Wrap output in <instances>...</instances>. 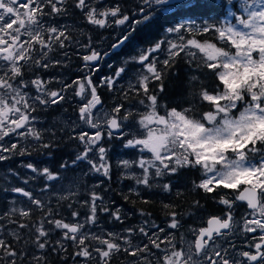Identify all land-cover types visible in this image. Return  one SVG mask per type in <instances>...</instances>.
<instances>
[{
	"label": "snow or ice",
	"instance_id": "1",
	"mask_svg": "<svg viewBox=\"0 0 264 264\" xmlns=\"http://www.w3.org/2000/svg\"><path fill=\"white\" fill-rule=\"evenodd\" d=\"M74 4L89 24L100 28L113 23L128 25L111 45L113 49L130 43L138 29L163 33L150 47L131 57L140 70L127 91L121 90L125 100L129 93L141 97L138 103L143 110L134 112L124 103L104 107L97 89L106 87L112 91L125 74L128 62L112 76L94 83L96 64L107 52L92 48L90 39L82 45L89 50L82 57L89 74L63 83L57 90L49 88L52 80L39 75L26 80L32 68L52 66L48 54L55 48L70 46L73 37L68 30L45 21V17L67 12V0H0V141L16 134L40 142L41 148H52V142H43L42 131L33 126L37 118L32 113L37 104L47 107L65 101L64 93L72 88L73 94L80 97L78 119L88 130L81 128L70 136L79 142L81 150L61 168L86 162L91 172L110 181L113 165L104 143L116 132L123 138L128 135L123 130L136 124L137 132L126 139L124 147L139 149L142 155L118 162L124 170L123 179L134 180L146 191L159 187L164 193L175 191L177 197H182L184 192L172 180L157 183V178H180L183 170H198L199 179L191 180L187 190L202 193L223 209L208 214L203 226L188 227L191 239L180 231L185 227V212L178 211L180 205L172 203L163 205L167 228L150 219L151 212L141 210V224L124 229L123 235H100L91 230L98 223V210L121 223L126 217L119 208H109L97 191L92 190L83 200L85 212L71 211V217L81 219L65 222L63 217L56 218L58 212L50 201L14 187L11 190L26 197L41 216L33 221L31 207L14 208L6 215L18 213L21 219L10 222L29 230V239L38 250L67 252L66 242L74 246L71 258H82L83 264H91L92 260L111 264L112 257L120 253L133 257V264H264V0H139L132 17L119 4L105 9L96 7L92 0H74ZM180 59L190 66L195 64L197 70H206L214 79L207 85L200 76H190L187 87L192 100L188 107L178 110L161 105L160 94ZM30 85L36 89L35 96L27 91ZM205 103L207 110L197 115ZM3 153L31 155L28 147L18 143H0V161L8 160L10 156ZM25 167L48 181L60 178L58 171L48 167L40 169L33 163ZM133 167L140 170L139 174L127 172ZM132 191L140 196L136 189ZM75 195L71 192L60 199ZM143 203L150 201L143 199ZM241 204L245 212L237 219L236 208ZM68 207L72 208V203ZM189 208L200 212L204 204L193 198ZM56 230L61 238L54 246L50 236ZM10 234L15 241L21 240L16 232ZM241 234L251 236L247 244L238 248L234 238ZM137 235L142 239L134 244L133 237ZM18 260L20 264H47L46 254L29 253L0 238V264H17Z\"/></svg>",
	"mask_w": 264,
	"mask_h": 264
},
{
	"label": "trees",
	"instance_id": "2",
	"mask_svg": "<svg viewBox=\"0 0 264 264\" xmlns=\"http://www.w3.org/2000/svg\"><path fill=\"white\" fill-rule=\"evenodd\" d=\"M92 2L100 9L119 4L125 13L132 17L133 13L137 12L136 6L139 0H92ZM66 7L67 12L45 17V21L54 26L66 28L73 37L70 46H66L63 49L55 48L48 54L49 60L53 62L52 66L47 69L32 68L26 73L25 79H34L36 75H39L45 80H52L49 88L57 90L58 82L66 81L68 78L69 80L77 79L89 74L88 70L84 68L85 62L82 59L84 55L89 54V50L86 47H82V45H87L90 39L91 46H96L101 53L110 52V55H106L102 63L96 64L98 71L93 75L94 83H99L106 76H112L119 67L125 66V61L128 62L125 74L118 80L112 91H109L106 87L97 89L104 104L124 103L126 109H131L134 112L143 110V106L138 103L141 97L129 93V98L125 100L121 90L127 91L129 82H135L134 78L140 70L139 64L133 62L131 57L137 56L140 50L150 47L155 40L161 38L163 33L158 32L156 29H138L130 43L126 42L119 49L113 50L111 45L123 33L124 30L122 28L125 27L124 25L113 23L108 27L100 28L87 22L81 10L75 7L74 0H67ZM162 58L163 56L161 55ZM56 60L61 61V63L55 64ZM192 75L200 76L201 80L207 85L213 83L214 78L206 70H197L195 64L190 66L184 59H180L165 81V91L160 94L161 105H167L169 108L176 107L178 110L182 107H188V101L192 100V95L187 87V81ZM27 91L30 96H35L36 89L33 86L30 85ZM64 95L65 101L60 102V104L47 107L37 104L36 111L32 113L37 118L33 122V126L42 131L43 142H52V148H41L39 146L40 142L31 138L25 139L16 134L10 135L14 136L13 141H16L15 143L28 147L31 155L21 156L3 153L4 155H9L10 158L0 161V217H3L0 219V225L4 229L3 232H0V238L13 242L15 247L24 249L29 253H35L36 255L46 254L47 264H83L82 258H77L76 260L71 258L74 246L66 242L67 252H53L50 249L38 250L29 239L31 235L29 230L20 229L17 224L10 222L13 219H21L18 213H14L11 216L6 215V213H11L14 208L27 209L31 207L33 210V221L38 220L41 216V213L34 205H31V202L26 197L11 190L14 187H22L26 191H32L37 198L46 202L50 201V206L58 212L56 218L63 217L65 222L81 219L71 217V211L75 209L81 213L85 212L87 209L82 203L83 200L89 198V193L92 190L97 191L105 197L104 203L109 208L113 211L119 208L122 217H126L121 223L108 213L98 210V223L91 226V230L100 235H103L102 232L105 230L124 234V229L141 224L143 220L140 215L141 210L151 212L152 216L150 219L158 222L166 221L168 217L165 215L163 205L167 203L179 204L178 211L195 212L197 214L195 209L189 208V205L193 198L197 199L200 194L189 192L187 187H190L191 180L199 179L198 170H183L180 178L167 177L165 180L158 182L166 183L172 180L184 192V196L177 197L175 191L172 194L164 193L159 187L146 191L143 186L137 185L134 180L123 179L124 170L118 166V161L114 160L113 157L109 158L113 165L112 179L110 181L98 173L91 172L90 166L86 162H78L77 165L70 166L67 169L61 168L62 163L68 162L70 164L77 152L81 150L79 142L75 139H70V136H74L83 128L82 124L75 125L72 121V118L78 117L79 107V101L74 97L73 89L67 90ZM207 107L206 103L200 105L196 114L199 115V111L207 110ZM161 112L163 114V110ZM53 132L55 136L52 135ZM106 141L110 145L116 146L117 150H115L114 154L119 155V158L134 160L139 159L142 155L139 150L134 148H120L123 145L122 141L116 137ZM28 163H33L40 169L48 167L54 172L58 171L60 178L55 181H48L46 177L33 173L31 169L26 168L25 165ZM127 172L139 174L140 170L133 167L128 169ZM101 180H104V183L101 184ZM96 185H99V187H95ZM45 186L48 187L46 188ZM41 189H45V191L42 192ZM132 189L139 191L140 196L138 197ZM71 192H76L77 195L72 196L70 199H60L62 196H69ZM125 196L128 199H125ZM199 198H202L200 199L201 203L207 207L206 204L209 203V198L203 196H199ZM143 199L149 200L150 203H143ZM69 203H72V208L68 207ZM22 222L28 223L29 221ZM12 232L20 235L21 240L15 241L10 234ZM60 238L61 233L59 230L54 231L50 236L54 246L55 242ZM135 238L137 237L134 236L133 240ZM25 241H28V243L25 244ZM133 243L136 244L137 242ZM132 258L123 253L116 254L112 257L111 264H122ZM29 259H31L30 256ZM17 264H20L19 260ZM91 264H96V261L92 260Z\"/></svg>",
	"mask_w": 264,
	"mask_h": 264
},
{
	"label": "rangeland",
	"instance_id": "3",
	"mask_svg": "<svg viewBox=\"0 0 264 264\" xmlns=\"http://www.w3.org/2000/svg\"><path fill=\"white\" fill-rule=\"evenodd\" d=\"M106 8H109V7H106ZM105 9V8H104ZM111 19V18H110ZM126 25L127 24H125L124 26L125 27H123L122 29L123 30H125L126 29ZM127 27H128V25H127ZM124 32V31H123ZM25 39L27 38V37H24ZM92 48H94V49H96L97 51H99L98 50V48L96 47V46H92ZM107 55H110V52H107ZM106 56H104L103 58H105ZM67 80H69V78L67 79ZM73 80H75V79H73ZM73 80H69L70 82L69 83H71ZM63 83H66V81H63V82H58L57 84H58V89L62 86V84ZM70 90H71V88H69ZM68 89V90H69ZM37 94V92L35 91V95ZM74 97L75 98H77L78 99V101H79V103H80V97H78V96H75L74 95ZM113 105H105L104 104V107L105 108H107V109H110L111 107H112ZM72 121H73V123L75 124V125H80V124H82L80 121H79V119H78V117L77 118H72ZM83 125V124H82ZM83 128H85V129H87L84 125H83ZM88 130V129H87ZM137 130H138V125H136V124H132V126L131 127H126L123 131L124 132H126V133H128V135H126V136H124L123 138H121V136H120V133L118 132V133H115L114 134V136H113V138H118V139H120L121 141H122V144L123 145H121V147L120 148H125L124 147V143H125V141H126V139H128V138H131V135L132 134H135L136 132H137ZM90 131H94V130H90ZM142 131V130H141ZM13 138H14V136H9V137H5V140L4 141H0V143H3V144H6V146L7 145H10L11 143H15L16 141H13ZM104 146L105 147H107L108 149H109V158L111 157H113L114 158V160H117L118 162L120 161V160H123V159H128V158H119L120 156L119 155H115L114 154V152H115V150H117V148H116V146H112V145H110L109 143H107V141L104 143ZM137 150H139V149H137ZM146 155V154H145ZM147 155H149V154H147ZM120 159V160H119ZM129 160H132V159H129ZM167 177H163V178H157V183L158 182H161V181H163V180H165ZM189 212H185V218H184V221H183V223H184V228H182L180 231L181 232H184L186 235H188V238L189 239H191L192 237H191V235H189V234H187V232H186V229L188 228V227H197L196 226V223H197V221H198V215L197 214H195V215H189L188 214ZM152 220H154V219H152ZM155 221V223L156 224H159V225H161V226H163V227H165V228H167V224L165 223V221L164 220H162V221H156V220H154ZM120 231V230H119ZM107 232H116V231H112V230H105V231H103L102 232V234L103 235H106V233ZM116 233H120V234H122L123 235V233H121V232H116ZM137 238H135L134 240H133V242H137V243H139L140 241H141V239H142V237H140V236H136ZM133 261H134V258H132V259H130V260H128V261H126V262H124V263H122V264H133Z\"/></svg>",
	"mask_w": 264,
	"mask_h": 264
},
{
	"label": "flooded vegetation",
	"instance_id": "4",
	"mask_svg": "<svg viewBox=\"0 0 264 264\" xmlns=\"http://www.w3.org/2000/svg\"><path fill=\"white\" fill-rule=\"evenodd\" d=\"M103 60H104V58L102 60H100L99 62H97V64L102 63ZM69 82H70L69 80H66V83H69ZM213 195H215V194H213ZM199 196H203V194L201 193ZM199 196L197 199H202V198H199ZM216 199H218V197ZM206 205H207V207L204 206V210H202L200 212H196L198 215V221L196 223V226H197L196 228L203 226V222H204V220L207 219L208 214H216V213H219L220 211H222V209H223V206L216 204L215 201L211 198H209V203H207ZM244 212H245L244 205H242V204L238 205V207L236 208L237 219H239L240 216ZM250 236H251V234H248L247 236L241 234V235L236 236L234 238V242L236 243V245L239 248L240 246L247 244V242L250 239Z\"/></svg>",
	"mask_w": 264,
	"mask_h": 264
},
{
	"label": "water",
	"instance_id": "5",
	"mask_svg": "<svg viewBox=\"0 0 264 264\" xmlns=\"http://www.w3.org/2000/svg\"><path fill=\"white\" fill-rule=\"evenodd\" d=\"M120 48V47H119ZM119 48H116V49H119ZM113 50H115V49H113Z\"/></svg>",
	"mask_w": 264,
	"mask_h": 264
}]
</instances>
